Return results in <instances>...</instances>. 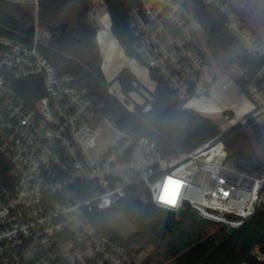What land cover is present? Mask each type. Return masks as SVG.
<instances>
[{
	"label": "built area",
	"instance_id": "obj_1",
	"mask_svg": "<svg viewBox=\"0 0 264 264\" xmlns=\"http://www.w3.org/2000/svg\"><path fill=\"white\" fill-rule=\"evenodd\" d=\"M4 1L32 5L34 21L25 41L0 34V264H147L154 246L128 248L100 228L101 216L109 221L132 192L176 215L190 207L227 228L239 229L256 214L264 174L236 167L221 139L235 125L264 119V43L241 11L202 0L221 10L228 29L260 62L256 71L232 67L252 111L199 146L168 154L147 135L120 127L80 76L56 70L44 53L52 34L39 21V0ZM129 28V60L146 66L156 86L152 73L161 78L184 108L210 95L225 74L193 0H138ZM31 78L40 81L42 95L29 102L20 90ZM223 117L232 116L225 111ZM104 126L116 136L97 150ZM255 254L264 260L260 248Z\"/></svg>",
	"mask_w": 264,
	"mask_h": 264
},
{
	"label": "trees",
	"instance_id": "obj_2",
	"mask_svg": "<svg viewBox=\"0 0 264 264\" xmlns=\"http://www.w3.org/2000/svg\"><path fill=\"white\" fill-rule=\"evenodd\" d=\"M236 10L239 8L230 0ZM92 0H39V21L51 31L50 46L45 55L59 73H75L98 94L105 111L116 117L119 126L147 135L155 140L168 154L190 150L210 140L221 132L209 117L193 108H184L178 96L155 74L158 80L152 100L134 105L131 109L126 100L131 92H138L141 84L137 76L124 68L117 79L120 81L125 100L111 93L106 85L102 69V55L97 43L96 23L89 18ZM194 9L204 29L210 52L222 72L228 73L234 65L256 71L260 62L253 60L244 45L227 27V18L215 5L193 0ZM89 4V6H87ZM138 0H108L111 32L127 55L133 54L134 38L129 28L131 10ZM34 21L32 5L15 4L0 0V34L25 41L31 33ZM22 33L23 35H21ZM242 79V77H241ZM238 84L244 90L241 80ZM20 93L34 101L42 95V85L37 78L26 80ZM247 126L235 125L221 139L225 143L228 160L248 173L264 174V121H250ZM135 226V233L124 238L105 216L99 219L100 228L111 238L128 248L154 246L147 264H264L255 254L256 248L264 253V229L252 238L251 246L231 258L235 233L244 227L264 219V204L256 214L233 234L225 225L199 220L196 210L187 208L177 216L172 210H162L150 199L144 200L138 192L130 193L117 206ZM220 226L215 231L212 227Z\"/></svg>",
	"mask_w": 264,
	"mask_h": 264
},
{
	"label": "rangeland",
	"instance_id": "obj_3",
	"mask_svg": "<svg viewBox=\"0 0 264 264\" xmlns=\"http://www.w3.org/2000/svg\"><path fill=\"white\" fill-rule=\"evenodd\" d=\"M33 1V0H29ZM233 5H236L239 10L247 17L258 36L261 37L264 43V0H230ZM96 12L98 14H96ZM89 18L95 22L100 31V38L102 41V57L103 69L106 78V85L110 92L121 100H125V94L122 91L120 81L117 76L124 68H128L138 78L141 84V91L131 92L126 102L131 109L134 105L144 104L146 101L152 100L150 91H154L156 83L150 77L148 69L143 64L133 60L130 61L123 53L121 46L113 39L112 35L105 30L106 22L110 20L109 10L104 3L91 4L89 11ZM102 19V20H101ZM238 74L231 70L220 76L217 84L214 86L212 93L208 96H201L192 98L187 101L189 108L195 110L207 111V116L214 121L220 128L226 129L233 125L236 120L242 119L248 115L252 109L253 104L246 92L239 86L237 80ZM228 111L231 113V119H225L223 113ZM199 112V111H198ZM264 121V119H261ZM247 126L249 129L248 125ZM115 132L109 126H104L101 131V139L97 150H100L108 144L114 137ZM264 198V195L263 197ZM264 204V200L259 203V206ZM110 224L123 236L129 238L135 233L134 224L120 212L110 213L108 216ZM220 226L212 227L211 231H215ZM264 229V219L258 218L256 223L248 227L239 229L233 237V247L231 250V258L238 259L239 253L242 250L251 246L252 238L256 236L260 230Z\"/></svg>",
	"mask_w": 264,
	"mask_h": 264
},
{
	"label": "crops",
	"instance_id": "obj_4",
	"mask_svg": "<svg viewBox=\"0 0 264 264\" xmlns=\"http://www.w3.org/2000/svg\"><path fill=\"white\" fill-rule=\"evenodd\" d=\"M101 20H102V19H101ZM106 23H107V24H106V28H105V30L108 31V32L110 33V35H112V39H113L118 45L121 46V44L119 43V41L113 36V34H112V32H111V24H112V22H111V18H110L109 22L107 21ZM100 34H101L100 31L97 30L96 40H97V43H98L99 46H100V49L102 50V41H103V40H101V38H100ZM121 49L123 50V53L125 54V56L128 57V55L125 53V51H124V49H123L122 46H121ZM101 55H102V53H101ZM128 58H129V57H128ZM102 69H103V57H102ZM103 72H104V69H103ZM197 111H199V112L202 113L203 115L207 116V114H206L207 111H205V110H203V109H201V110H197ZM207 117H208V116H207Z\"/></svg>",
	"mask_w": 264,
	"mask_h": 264
},
{
	"label": "water",
	"instance_id": "obj_5",
	"mask_svg": "<svg viewBox=\"0 0 264 264\" xmlns=\"http://www.w3.org/2000/svg\"><path fill=\"white\" fill-rule=\"evenodd\" d=\"M87 6H89V4L87 5ZM99 28V26H95V29H98ZM160 209H162V210H165L166 208L165 207H163V206H160L159 207ZM186 213V209L185 208H181V209H179L178 210V212H177V216L179 217V216H181V215H183V214H185ZM199 220L200 221H203V222H209V219H207L206 217H203V216H200L199 217ZM237 231V228L236 227H233V226H229L228 227V232L229 233H231V234H233L234 232H236Z\"/></svg>",
	"mask_w": 264,
	"mask_h": 264
}]
</instances>
